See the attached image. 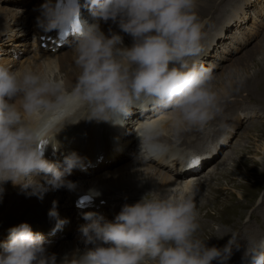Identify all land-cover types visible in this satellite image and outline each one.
<instances>
[{"label": "clouds", "instance_id": "clouds-1", "mask_svg": "<svg viewBox=\"0 0 264 264\" xmlns=\"http://www.w3.org/2000/svg\"><path fill=\"white\" fill-rule=\"evenodd\" d=\"M82 8L92 22L83 18ZM196 9L197 0H42L36 26L43 32L64 31L80 21L70 45L79 71L69 87L47 73L0 64V198L9 182L39 200L49 191H75L77 184L67 177L86 170V158L73 151L61 165L45 157L46 147L59 150L56 136L67 125L123 127L134 111L167 117L136 130L134 159L172 158L191 166L198 154L180 148L182 134L205 132L230 92L243 84V77L229 74L218 87L214 69L199 63L204 25ZM101 23L118 31L109 27L105 33ZM195 196L194 188L182 186L167 193L151 189L135 203L122 204L113 221L84 213L79 228L84 249L59 256L22 222L0 242V264H227L242 246L243 261L264 264V237L242 241L233 231L216 237H228L223 247L200 239ZM47 215L54 232L67 223L56 201Z\"/></svg>", "mask_w": 264, "mask_h": 264}, {"label": "rangeland", "instance_id": "rangeland-1", "mask_svg": "<svg viewBox=\"0 0 264 264\" xmlns=\"http://www.w3.org/2000/svg\"><path fill=\"white\" fill-rule=\"evenodd\" d=\"M30 1L33 5L28 8L26 6L25 8L22 7V4L29 3ZM37 3L38 1L36 0H23L12 4L0 0V9L9 16L7 21L0 23V64L8 60L9 64L7 66L12 71H23L24 67L28 68L32 64L33 57L28 48L26 37L28 36V31L31 30L29 26L36 21V17L39 14L37 11L38 8L36 9ZM197 7L199 9L197 13L204 25L201 40L204 50L199 57V63L205 67H212L214 69L218 87L224 86L225 77L229 74L236 77H243L244 81L252 77L258 70L264 71V62L261 61L264 58V0H197ZM18 10H26V12L16 13ZM21 14H28L23 22L25 23L27 21L26 26L23 23H18L16 20L14 22L10 21V17H17ZM22 27L24 28L23 31L20 30ZM109 27L113 31H118L115 25L107 23L103 27L106 30L105 33H107ZM20 35L22 39L18 37ZM7 36H12L17 39L11 40ZM124 43L130 45V38L128 40L124 39ZM68 45H71V43ZM13 48H15V52L19 50L22 56L19 53H15L18 57L14 56L10 52ZM255 51L258 53H254ZM52 54L55 55L56 53ZM253 54L254 56H251ZM51 70H45V72L49 74ZM54 78L58 79L55 76ZM58 80H61L60 77ZM257 89L255 92H259L258 94L263 95V97L250 96V99H246V93H253V91L243 87L236 93H234V90L230 92L229 95H234L231 98H243L244 100L237 106L234 105L235 110L232 109L234 115L229 119L231 121L229 122V127L226 128L225 126V128H222L221 134L214 138L211 145L209 144L207 146V148L216 147L218 152L216 151L212 160L208 159L207 161L209 162L199 172L195 173L198 175L195 181L192 182L195 184L193 187L196 195L198 191L202 189L206 190V187H209V195L204 196V198L208 202L210 201L208 203L210 205L212 202L210 197L212 195L211 193L215 194L216 189L213 185L219 183L222 185V188L217 190L221 193L220 202H222V205L220 207H214L215 210L212 212L207 210L200 212L204 211L201 206L204 202L196 206L199 214L201 213L200 216L204 217L203 220L205 222L201 225L204 230L199 231L197 235L200 239L207 240L206 243L208 246L212 243L211 240L216 235L213 230H217L219 226L208 223L210 220L206 221L207 218L222 219L221 221L225 223L230 222L229 231H237L242 241L248 238L264 237V83H261ZM231 98H227L226 100ZM226 113L228 115L230 114L229 112ZM226 113L224 112L223 118H220L221 122L226 121ZM142 116V114L137 112V114L134 113L132 117H129L128 120L132 123L131 126L134 121H137ZM217 121L218 118L211 125L213 126ZM129 125L128 123L127 128H121L119 130V146L116 145L117 142L115 143L112 140L108 142L112 149H115L114 151L116 153L119 152V150H116V147H120L121 153L118 154V159L116 158L109 165L94 171L92 175L80 177L74 175L72 178H67L75 182L79 187L80 182L85 178L94 179L105 174L116 173L125 163L131 162L136 154L131 151V146H128L129 142H126L130 139L131 126L129 127ZM210 129L211 127L203 133H207ZM115 130L117 131V128ZM63 144L65 143L61 145ZM182 147L191 150V148L185 145ZM64 149L62 152L57 151L54 160L55 163L62 165L63 157L66 155V149ZM193 152L199 153L196 149H193ZM62 153L64 155L61 156ZM239 162H241L239 171L232 170L233 165L235 166ZM223 169L224 173L231 171V176L224 179L225 175L221 173ZM128 175L129 173L126 174L127 179L137 180L135 174ZM7 184L4 186L9 187L11 185L10 182ZM9 189L8 193L3 194V197L6 196V198H9L11 196H17L19 200L14 207L21 210L25 208L27 211H21L22 213L15 216L7 214L6 219H4L5 221L3 220L5 222L4 228L0 226V229L3 228L2 232L4 233L2 234L1 232L0 237L4 238L0 242L7 240L10 228L22 222L28 223L34 233H37L39 225L44 228H47L45 226V224H48L47 222L54 225L55 222L48 217V211L45 209V206L48 205L46 200L50 202V206H52L51 202L56 201L57 206L63 207L67 204L68 197L74 194V191L61 188L59 190L49 191L45 194L43 200H39L35 196H27L20 192L18 187L16 189L9 187ZM209 208L213 210L211 206ZM60 209L58 208L57 211L59 217L67 221L64 226L69 230L68 233L64 236H43L49 245V250L57 253L58 256L70 252L75 248L83 250L85 247L81 241L79 232L80 226L85 223L84 220L78 215H75V212L70 210V208ZM244 211H246L244 218L246 216L250 218H246L241 225L244 218L241 221L239 219L244 215ZM24 212L30 213V215L28 214L24 217ZM18 216L23 217L16 218ZM12 217L16 219H12ZM199 222L201 223L203 221L199 220ZM218 224L221 225L222 223L218 222ZM223 227L225 228L219 230L226 231L228 226ZM237 227L240 228L237 229ZM227 239L228 237L224 238V240ZM224 240L215 245L217 247H223L227 242ZM242 253L243 246L241 251L234 252L231 259L227 261V264H247L246 261H242Z\"/></svg>", "mask_w": 264, "mask_h": 264}, {"label": "bare ground", "instance_id": "bare-ground-1", "mask_svg": "<svg viewBox=\"0 0 264 264\" xmlns=\"http://www.w3.org/2000/svg\"><path fill=\"white\" fill-rule=\"evenodd\" d=\"M36 1H38V3L36 4V9H37L39 7V5L42 3V0H36ZM15 2H18V1L10 0V3H12V4H15ZM7 3H9V1H7ZM31 5H33V3H31V1H30L29 3L22 4V7L25 8V6H26V8H28ZM83 10H87V9L83 8ZM196 10L199 12L198 7ZM20 12L24 13V12H26V10L25 11L18 10L16 13H20ZM27 15L28 14H26V15L21 14V15H18L17 17L12 16V17H10V21L14 22L16 20L18 23H23L25 21V19L27 18ZM8 19H9V16L0 9V23L1 22L3 23L5 21H7ZM26 22L23 23L25 26L27 24ZM104 25H106V24L101 25V27H102L103 31H106L103 28ZM20 30L23 31L24 28L22 27ZM18 37L22 39L21 35ZM27 37H29V36H27ZM27 37H26V39H27ZM7 38H11V40L17 39V38H14L12 36H7ZM124 39L128 40L129 37L124 36ZM27 42H28V39H27ZM30 46L31 45H29V43H28L29 50H30ZM10 52H12L13 55L16 57H18V55H16L15 53H19V55L22 56V53L19 50H18V52H15V48H13V50H11ZM30 52H31V50H30ZM57 52H58V54L56 53L55 55L52 53L40 54L37 56L32 54L33 60L31 61L32 62L31 66L29 65L28 68L24 67V69L23 68H21V69L25 70V69L30 68L33 71H39L42 73H46L45 70L50 71L51 68H53L51 70V72H49L48 75L51 77L55 76L58 79L60 77V79L63 80L67 86L70 87L74 83L75 78L78 75V71H79L74 64V58H73L74 54L71 50L70 45H68V44L61 47L60 50H58ZM254 53H258V52L255 51ZM47 55H54V56H47ZM251 56H254V54ZM261 61L264 62V58ZM31 62H29V63H31ZM2 64L7 66L9 64V62H8V60H6V62H4ZM260 71L258 70L257 72L254 73V75H252V77L244 80L243 84L238 86L234 90L235 91L234 93H236L238 90H240L243 87V88H246L247 90L253 91V93H250V92L246 93L247 94L245 97L246 99H250V96L251 97H257V96L263 97V95L258 94L259 92L258 93L255 92L258 90L257 88L260 87L261 83H264L263 82L264 71L263 70L261 72ZM52 74H53V76H52ZM232 96H234V95H229L228 98H231ZM243 100H244L243 98H231V99L224 101L223 111L217 117L218 118L217 123L214 124L213 126L210 125L209 127H211V129L207 133L192 131V132H187V133L182 134V141H181L180 148H182V146L185 145L186 147H189L191 149H196V151L199 152L198 155L196 156V158H199V159L194 158L193 161H197V162L194 164L192 161V164H191L192 167L196 166V170H199L202 167H204L209 162V161H207L208 159L212 160L214 154L217 151V148L216 147L207 148V146L209 144L211 145L214 138L218 137V135L221 134L220 132L222 131V128H225V126H226V128L229 127V122H231V121H229V119H230V117H232L234 115V113H232V109L235 110L234 105L237 106ZM137 112L138 111H134V113H136V114H137ZM224 112L225 113L229 112L230 114L228 115V113H226L227 114L226 115V117H227L226 121L221 122L220 118H223L222 116H223ZM147 113H151V112H147ZM147 113H143L142 115H145ZM132 116H130V117H132ZM51 120H52V122H54L55 118L53 117V118H51ZM128 123L130 124L129 125V127H130L132 123L128 119H127V121L123 127L112 126L111 124L103 123V122L96 123V122H87V121H80L76 125H67L56 136V139L59 142L58 152H60V151L62 152V150L64 149V146L66 147L65 148L66 150L71 149L72 144L70 143V141L72 138H74V136H78L81 140H84V141H86L85 139H88L90 145H94L95 147L97 146L95 139L98 138L99 146H101V144H102L105 148V151L108 154L116 155V158L118 159L119 158L118 154L121 153L120 147H116V150H119V152L116 153L114 151L115 149H112L111 145L108 142L110 140H112L115 143L117 142L116 145L119 146V144H118L119 138H120L119 130H121V128H123V129L127 128ZM116 128H117V131L115 130ZM165 131L167 132V128H165ZM75 138H77V137H75ZM79 138H77V139L79 140ZM189 141H191V142H189ZM83 142H81V143H83ZM126 142H129V144H128L129 147L133 143L131 137ZM62 143H65V144L61 145ZM44 145L45 144H42V147H45ZM56 154H57V151L55 153H53V152L51 153L49 148L47 149V151L45 149V157L47 159H52V162H54ZM62 154H61V156H62ZM134 157H136V155ZM115 159L113 160V162L115 161ZM240 163L241 162L236 163L235 166L233 165L232 170L239 171ZM109 164H103L98 168L90 169V170H88V172L86 174H83V176L92 175L94 173V171L102 169V167H105ZM127 173H129V175L135 174L137 180L127 179V177H126ZM221 173L222 174L224 173V169H223V172H221ZM227 173H224V175H225L224 179L231 176L230 175L231 171L228 174ZM74 175L77 176L76 169L73 170L72 174L68 177L72 178ZM197 175L198 174H195L194 172H190L189 174H186V175L176 176V174L174 172H171L169 170H162V169L158 168L156 166V164L145 161L142 158L141 159H134L133 158L131 162L125 163L124 166L121 167L116 173L105 174L102 176H98L94 179L85 178L84 180H82L79 184L80 186L74 191L73 196L68 197L67 204L64 205L63 207L57 206V209L61 208L60 210H62L65 208H70V210H73L75 212V215H78L79 217L84 215V213H87V212H93V213L99 214L100 212L97 209V207L95 206L97 204V200H99V199H105L106 201L109 200L112 203H115L118 205H122L124 203L132 204V203H135L137 200H139L140 197L143 195V193H145L146 191L151 190V189H154L160 193H167L169 189H172V188L177 187V186H182V188L185 190L191 189L195 184L192 183L191 181H189V178L195 177V179H196ZM7 186H8V184H7ZM7 186H4V188H5L4 193H8V191L10 190L9 187H11V189L12 188L16 189V187H12V185H10L9 187H7ZM213 187L216 189H215V194L210 192L212 194L210 196L212 199L211 205L208 204L210 201L208 202L204 198V196L209 195V191H208L209 187L208 186L206 187L207 188L206 190L202 189V190L198 191L197 195L195 196L194 202H195L196 206H198V205L202 204V202H204L201 205L203 208L202 210H204V211H200V212H205V210L212 212L215 210L214 207L217 208L218 206L220 207V205H222V202H220L221 193H220V191H217L218 189L222 188V185L219 183V184L213 185ZM18 200L19 199L17 196H15V197L11 196L9 198H6V196H4V197L2 196V198H0V202H1L0 203V226L1 227L4 228V224H5L4 219H6L7 214H10V216L11 215L15 216V215H19L20 213H22L21 211H27L25 208L23 210H21V209H16V207H14L17 205ZM46 202L48 203V205L45 206V209L47 211H49V209L51 208L50 202L47 200H46ZM46 202H45V204H46ZM81 206H83L84 208L82 210H79V208ZM209 206H211V208H213V210L212 209L210 210ZM225 209H227V208L225 207ZM33 210H35V209H33ZM28 214L30 215V213L24 212V217H26V215H28ZM200 214H199V220L203 221L200 223L202 225L205 222L203 220L204 217L200 216ZM245 214H246V211H244V215L240 217L239 221H241L245 217ZM21 217H23V216H18L16 218H21ZM13 218H15V217H12V219ZM80 218H82V217H80ZM246 218L248 219L250 217L246 216ZM246 218H244V220L241 222V225L246 220ZM82 220H84V219L82 218ZM221 220L220 219H214V218L213 219L212 218L206 219V221H209L208 223H210L212 225L215 224V225L219 226L217 230H213V232L216 233V235H215V238L213 237L212 240L210 239L212 241V243L209 246H213V245L216 246L215 244L222 242V240H224V238L227 237V236H225L223 239H217L216 238L217 236L232 232V231H229V229H230L229 223L230 222L225 223L224 221H221ZM84 222H86V221L84 220ZM218 222H221L222 224L219 225ZM47 223L48 224H45V226L47 228L40 227V225H39V229H38L37 233L41 234L42 236L51 237L53 235L64 236L69 231L64 226L60 230H57L54 232L53 231L54 225L50 224V222H47ZM226 225L228 226L226 231L225 230H219V229L225 228L223 226H226ZM238 228H240V227H237V229ZM2 229H0V235H1ZM202 230H204L203 226H201V228H200V231H202ZM235 232H237V231H235ZM2 234H4V233L2 232ZM198 234H199V232H198ZM212 235H214V234H212ZM3 238L4 237H0V241L3 240ZM224 241H227V240H224Z\"/></svg>", "mask_w": 264, "mask_h": 264}, {"label": "snow or ice", "instance_id": "snow-or-ice-1", "mask_svg": "<svg viewBox=\"0 0 264 264\" xmlns=\"http://www.w3.org/2000/svg\"><path fill=\"white\" fill-rule=\"evenodd\" d=\"M80 30V21L79 20H75L74 22H72L69 26V28L63 32V35L68 36L69 33H77ZM197 161H193V163L195 164Z\"/></svg>", "mask_w": 264, "mask_h": 264}]
</instances>
